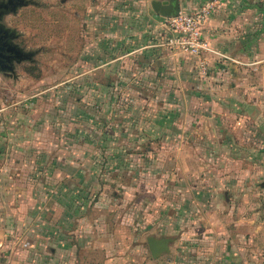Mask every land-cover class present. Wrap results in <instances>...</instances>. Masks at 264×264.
I'll list each match as a JSON object with an SVG mask.
<instances>
[{
  "label": "crops",
  "instance_id": "obj_1",
  "mask_svg": "<svg viewBox=\"0 0 264 264\" xmlns=\"http://www.w3.org/2000/svg\"><path fill=\"white\" fill-rule=\"evenodd\" d=\"M151 1L92 0L67 86L0 109V264H264V218L229 219L228 186L203 172L245 147L233 122L264 87V0H223L199 57L160 46Z\"/></svg>",
  "mask_w": 264,
  "mask_h": 264
},
{
  "label": "rangeland",
  "instance_id": "obj_2",
  "mask_svg": "<svg viewBox=\"0 0 264 264\" xmlns=\"http://www.w3.org/2000/svg\"><path fill=\"white\" fill-rule=\"evenodd\" d=\"M34 1L36 6L21 8L15 15L2 19L6 27L22 34V39L17 41L20 46L23 44L26 48L39 50L40 53L35 56L33 63H24L15 69L18 76L16 81L0 74V109L57 85L67 86L76 71L74 64L82 61L85 55L83 51L76 54L78 45L73 37L75 34H87L86 22L89 13L94 11L92 7L88 8L89 4L92 5V0ZM205 1H201L198 9ZM79 72L80 70L77 71ZM84 78L80 77L77 81ZM256 86L252 88L250 95L253 100L250 114L242 122H233L236 140L245 142L244 149L220 150L216 163H208L203 168L204 174L211 177L210 185L218 183L222 192L228 189L229 215L231 214L229 219L232 218L231 208L234 206L235 219L241 217L245 219L244 222L252 220L255 223L258 222L257 218H264V87L262 84L260 87ZM257 104H262V108ZM241 128L244 129L243 134L240 132ZM217 202L227 208L220 195ZM238 208L242 210L241 214L236 211ZM229 219L223 218L224 223L229 224ZM243 229L247 230L246 227L239 228L240 235L243 234Z\"/></svg>",
  "mask_w": 264,
  "mask_h": 264
},
{
  "label": "water",
  "instance_id": "obj_3",
  "mask_svg": "<svg viewBox=\"0 0 264 264\" xmlns=\"http://www.w3.org/2000/svg\"><path fill=\"white\" fill-rule=\"evenodd\" d=\"M36 6L34 0H7L0 2V73L10 78H15V66L24 62L33 63L35 51L24 50L14 41L19 34L15 29L2 24V18L9 14H15L20 8ZM151 9L155 14L165 19L176 17L180 13L179 0H152ZM169 239L148 238L147 244L152 258L168 252Z\"/></svg>",
  "mask_w": 264,
  "mask_h": 264
},
{
  "label": "built area",
  "instance_id": "obj_4",
  "mask_svg": "<svg viewBox=\"0 0 264 264\" xmlns=\"http://www.w3.org/2000/svg\"><path fill=\"white\" fill-rule=\"evenodd\" d=\"M221 4L222 0H206L196 11L179 13L176 17L165 19L169 34L161 46L192 57L214 53L202 32L210 16Z\"/></svg>",
  "mask_w": 264,
  "mask_h": 264
},
{
  "label": "flooded vegetation",
  "instance_id": "obj_5",
  "mask_svg": "<svg viewBox=\"0 0 264 264\" xmlns=\"http://www.w3.org/2000/svg\"><path fill=\"white\" fill-rule=\"evenodd\" d=\"M6 1H7V0H0V2H6ZM20 9H21V8H20ZM18 10H19V9H18ZM18 10H17V11H18ZM17 11H16V13H17ZM16 13H15V14H16ZM15 14H9V15H15ZM9 15H6V16H9ZM6 16H4V17H6ZM4 17H3V18H4ZM3 18H2V19H3ZM1 22H2V21H1ZM2 24H3V23H2ZM18 34H19V33H18ZM19 38H20V34H19L18 38L14 41V43L17 44L19 47H22V46H20V45L17 43V41L19 40ZM22 48H23V47H22ZM23 49H24V48H23ZM24 50H25V49H24ZM24 63H29V62H24ZM21 64H22V63H21ZM19 65H20V64H19ZM16 66H18V65H16ZM16 66H15V68H16ZM0 74H2V73H0ZM2 75H5V74H2ZM5 76H6V75H5Z\"/></svg>",
  "mask_w": 264,
  "mask_h": 264
}]
</instances>
